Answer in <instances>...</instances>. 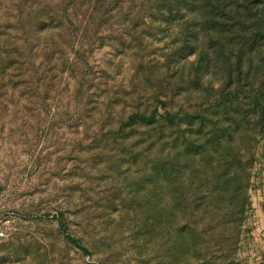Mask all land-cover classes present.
Segmentation results:
<instances>
[{
  "label": "rangeland",
  "instance_id": "374dc122",
  "mask_svg": "<svg viewBox=\"0 0 264 264\" xmlns=\"http://www.w3.org/2000/svg\"><path fill=\"white\" fill-rule=\"evenodd\" d=\"M0 264H264V0H0Z\"/></svg>",
  "mask_w": 264,
  "mask_h": 264
}]
</instances>
